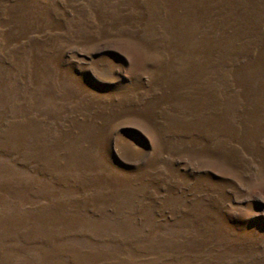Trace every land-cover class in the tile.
<instances>
[{
	"label": "rangeland",
	"instance_id": "rangeland-1",
	"mask_svg": "<svg viewBox=\"0 0 264 264\" xmlns=\"http://www.w3.org/2000/svg\"><path fill=\"white\" fill-rule=\"evenodd\" d=\"M0 264H264V0H0Z\"/></svg>",
	"mask_w": 264,
	"mask_h": 264
}]
</instances>
